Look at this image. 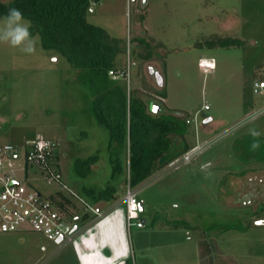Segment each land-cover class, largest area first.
Segmentation results:
<instances>
[{
	"label": "rangeland",
	"instance_id": "obj_1",
	"mask_svg": "<svg viewBox=\"0 0 264 264\" xmlns=\"http://www.w3.org/2000/svg\"><path fill=\"white\" fill-rule=\"evenodd\" d=\"M87 20L125 40L118 67L130 64V89L151 114L189 120L184 137L199 151L132 187L143 206V227L127 229L125 219V230L116 228L113 237L98 233V245L77 239L57 252L44 233L0 232V264H88L97 256L86 247L106 246L101 242L109 236L123 264H264V160H254L264 159V112L255 114L264 99L253 90L264 74V0H101ZM229 37L242 43H216ZM33 39L32 54L0 43V147L34 138L59 142L61 180H49L35 166L28 167L27 180L46 195L68 197L69 219L87 226L89 235L93 223L124 202L128 184H119L116 202L90 204L84 187L104 188L113 173L109 131L97 121L77 70L44 49L40 36ZM202 57L216 68H201ZM150 67L162 73L163 85ZM250 127L262 133L256 152L249 150ZM89 156L97 157L92 171L81 176L76 160ZM16 176L23 180L24 174ZM124 211L120 205L115 215ZM85 212L88 217L74 219ZM102 253L110 249L101 247Z\"/></svg>",
	"mask_w": 264,
	"mask_h": 264
},
{
	"label": "trees",
	"instance_id": "obj_2",
	"mask_svg": "<svg viewBox=\"0 0 264 264\" xmlns=\"http://www.w3.org/2000/svg\"><path fill=\"white\" fill-rule=\"evenodd\" d=\"M100 1L0 0V19L6 17L9 9H19L30 21L32 37L40 36L44 49L63 55L77 70L78 82L90 90L97 121L109 131L108 149L113 173L104 188L84 187L90 204L115 200L122 181L134 187L156 168L169 164L192 148L184 137L189 120L170 114H151L134 90H128L122 77L113 78V74L123 69L118 67V57L126 51V43L123 38L113 37L102 26L87 20L91 5ZM216 43L235 45L241 44L242 40L229 37ZM257 79L264 82V74ZM179 139L183 143L175 146ZM96 158L89 156L76 160V169L81 176L91 173ZM254 160L264 159L256 156ZM55 196L51 195L68 209V197L61 192ZM88 216L85 212L77 219Z\"/></svg>",
	"mask_w": 264,
	"mask_h": 264
},
{
	"label": "built area",
	"instance_id": "obj_3",
	"mask_svg": "<svg viewBox=\"0 0 264 264\" xmlns=\"http://www.w3.org/2000/svg\"><path fill=\"white\" fill-rule=\"evenodd\" d=\"M199 66L203 69L215 67L207 60L201 59ZM122 77L128 90L130 89V64L122 69L113 78ZM255 93L264 99V82L256 79L253 84ZM209 109V105L204 106ZM264 112V104L255 112L256 115ZM59 142L47 138H34L25 140L22 144L5 143L0 147V232L12 231H37L44 233L56 242V252L66 244L72 243L87 227L80 228L73 225L69 219L68 209L59 204V200L52 198L37 190L27 180L29 166L39 167L46 173L49 180H61L62 174L56 168L59 161ZM199 151V146H194L181 156L172 160L170 166H178L182 162H189ZM24 174L23 180L17 179V171ZM126 206V222L129 228L132 224L143 227L140 219V202L136 190L129 184L124 196ZM91 206V205H90ZM95 214L100 215L97 209L90 208ZM77 215L74 219H77ZM136 220L135 222H133ZM62 237L61 241L58 239ZM42 251H47L41 245Z\"/></svg>",
	"mask_w": 264,
	"mask_h": 264
},
{
	"label": "crops",
	"instance_id": "obj_4",
	"mask_svg": "<svg viewBox=\"0 0 264 264\" xmlns=\"http://www.w3.org/2000/svg\"><path fill=\"white\" fill-rule=\"evenodd\" d=\"M202 59L207 60L211 64L215 65L214 60L210 59L209 57H202ZM215 68H216V66L212 69H209V70H213ZM190 146H192V144H190ZM116 200L117 199H115L113 201L116 202ZM110 202H112V201L101 200V201H98L97 204H103L104 205V204H109ZM120 205L125 210L124 214L121 213L119 215H115L116 207H118ZM140 206H141V210H143V206H142L141 202H140ZM125 219H126L125 203L123 202V203H119L118 205H114V206H112V208H110V210L108 211V213L105 214L104 217H102L95 224L93 223L91 225V227H89L88 231H91L92 233L90 232V234L88 235L85 233V231H86L85 230L76 238V240L79 239L78 242L80 240L82 242H86V240H88L87 243H89V244L93 243L94 245L97 244V241L100 243L101 240L99 239L98 233H101L105 237L108 234L112 233L111 235L113 237L115 234L116 228H120V229L123 228L124 229ZM126 225H127V223H126ZM127 229H128V227H127ZM91 236H93V238H90ZM94 236L96 237V239H94L95 238ZM112 237L109 236L107 238L106 242H105V239H103V242H101V243H104L103 245H106V246H100L99 245L95 248L86 247L87 248L86 251H90L95 256H97L95 258H92L88 264H116V263L117 264H123L122 260L119 259V257H118L119 251H116V252L112 251V245H114V240L112 241V244H111ZM101 247H108L110 249V253L109 254L105 253V255H104V253L101 254ZM99 249H100V251H99ZM102 251L104 252V250H102ZM103 255L105 257H102ZM100 258H105V260L104 259L101 260Z\"/></svg>",
	"mask_w": 264,
	"mask_h": 264
},
{
	"label": "clouds",
	"instance_id": "obj_5",
	"mask_svg": "<svg viewBox=\"0 0 264 264\" xmlns=\"http://www.w3.org/2000/svg\"><path fill=\"white\" fill-rule=\"evenodd\" d=\"M29 25L24 22L23 13L16 8L9 9L4 18L3 27H0V43L10 44L12 47L20 48L27 54L35 51V40L29 30ZM248 134L253 137L249 146L251 152H256L261 146L262 133L254 127L248 129ZM211 165H202L201 170L206 171ZM210 174V173H209Z\"/></svg>",
	"mask_w": 264,
	"mask_h": 264
},
{
	"label": "water",
	"instance_id": "obj_6",
	"mask_svg": "<svg viewBox=\"0 0 264 264\" xmlns=\"http://www.w3.org/2000/svg\"><path fill=\"white\" fill-rule=\"evenodd\" d=\"M150 72L155 75V78H156V80L160 86L164 84L163 75L160 71H158V70L155 71V69L153 67H150ZM209 119H211V118H209ZM61 239H62V237H60L58 239V241H61Z\"/></svg>",
	"mask_w": 264,
	"mask_h": 264
}]
</instances>
